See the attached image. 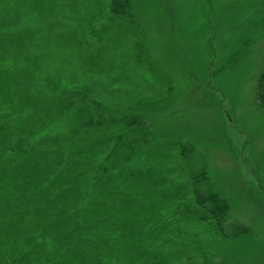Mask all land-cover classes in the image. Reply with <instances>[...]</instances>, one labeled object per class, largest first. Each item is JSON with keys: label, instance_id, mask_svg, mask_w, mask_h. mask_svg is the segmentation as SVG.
<instances>
[{"label": "trees", "instance_id": "obj_1", "mask_svg": "<svg viewBox=\"0 0 264 264\" xmlns=\"http://www.w3.org/2000/svg\"><path fill=\"white\" fill-rule=\"evenodd\" d=\"M143 1L0 0V264H229L224 242L251 236L193 139L157 122L173 77ZM226 1L261 11L219 70L255 46L264 114V0Z\"/></svg>", "mask_w": 264, "mask_h": 264}, {"label": "rangeland", "instance_id": "obj_2", "mask_svg": "<svg viewBox=\"0 0 264 264\" xmlns=\"http://www.w3.org/2000/svg\"><path fill=\"white\" fill-rule=\"evenodd\" d=\"M238 3L144 0L139 20L150 54L173 77L172 105L157 122L193 139L206 157L209 177L231 203L232 219L250 228L251 236L224 242L229 264H264V114L252 92L256 47L219 70L234 55L237 40L251 33L247 20H260L261 11L237 10ZM189 29L202 30L197 46L188 41ZM205 40L209 46H203Z\"/></svg>", "mask_w": 264, "mask_h": 264}]
</instances>
